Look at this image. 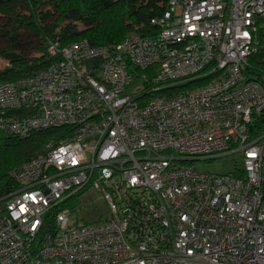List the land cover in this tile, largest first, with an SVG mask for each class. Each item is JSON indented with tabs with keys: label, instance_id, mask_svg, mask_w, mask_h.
I'll use <instances>...</instances> for the list:
<instances>
[{
	"label": "built area",
	"instance_id": "2783aa9c",
	"mask_svg": "<svg viewBox=\"0 0 264 264\" xmlns=\"http://www.w3.org/2000/svg\"><path fill=\"white\" fill-rule=\"evenodd\" d=\"M150 25L50 43L45 70L0 82L2 133H53L2 190L0 264H264V0H168ZM231 154L233 174L185 164Z\"/></svg>",
	"mask_w": 264,
	"mask_h": 264
},
{
	"label": "trees",
	"instance_id": "16d2710c",
	"mask_svg": "<svg viewBox=\"0 0 264 264\" xmlns=\"http://www.w3.org/2000/svg\"><path fill=\"white\" fill-rule=\"evenodd\" d=\"M167 1L0 0V61L6 63L0 82L15 83L45 70L51 63L50 43L65 47L87 40L93 47L112 48L132 33L152 34L151 20L164 13ZM260 37L263 41V30ZM248 74L264 80L263 48L251 59ZM195 86L199 84L192 82L180 89ZM51 135L21 140L0 131V195L13 185L10 173L37 158ZM54 213L46 218L47 232L54 229Z\"/></svg>",
	"mask_w": 264,
	"mask_h": 264
},
{
	"label": "rangeland",
	"instance_id": "374dc122",
	"mask_svg": "<svg viewBox=\"0 0 264 264\" xmlns=\"http://www.w3.org/2000/svg\"><path fill=\"white\" fill-rule=\"evenodd\" d=\"M1 23V21H0ZM136 33H132L130 35H135ZM129 35V36H130ZM27 37H29L27 35ZM25 38V37H23ZM27 43H29V41H26ZM264 49V42H263V47ZM97 60H91L88 61L86 64L87 65H91L96 63ZM6 67V63L0 61V68H4ZM264 78V76H263ZM186 165H191L194 166L196 169H198L201 172H206V173H211V174H218V175H228V174H233L235 173L237 170H242L244 165H243V161H242V157L239 154H231V155H227L224 156L222 158H218V159H213V160H208V161H193V162H187L185 163ZM3 185H0V188ZM88 200H92L93 197H86ZM93 208H96L97 211L93 212ZM92 210L91 208L88 210V212H90V214H84L83 217L89 221V222H95L98 221L100 216H103V218L108 217V212H107V208L105 207V205L102 202H97L96 204L92 205Z\"/></svg>",
	"mask_w": 264,
	"mask_h": 264
},
{
	"label": "crops",
	"instance_id": "0c3cea01",
	"mask_svg": "<svg viewBox=\"0 0 264 264\" xmlns=\"http://www.w3.org/2000/svg\"><path fill=\"white\" fill-rule=\"evenodd\" d=\"M263 33H264V28H263Z\"/></svg>",
	"mask_w": 264,
	"mask_h": 264
}]
</instances>
